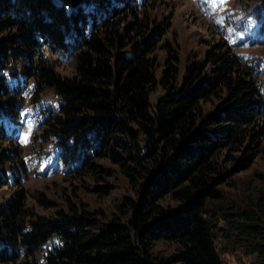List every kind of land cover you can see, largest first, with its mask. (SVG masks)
<instances>
[{"label":"trees","instance_id":"16d2710c","mask_svg":"<svg viewBox=\"0 0 264 264\" xmlns=\"http://www.w3.org/2000/svg\"><path fill=\"white\" fill-rule=\"evenodd\" d=\"M157 2L0 0V264H264V175L225 182L257 157L264 0H193L218 36L205 61L160 43ZM106 157L136 193L118 215L28 212V180L96 175Z\"/></svg>","mask_w":264,"mask_h":264},{"label":"rangeland","instance_id":"374dc122","mask_svg":"<svg viewBox=\"0 0 264 264\" xmlns=\"http://www.w3.org/2000/svg\"><path fill=\"white\" fill-rule=\"evenodd\" d=\"M214 3L220 8L225 9L226 0H214ZM156 5V15L158 23H162L160 43L174 45L181 48L183 57L188 53L191 58L199 61H205L206 54L210 47L215 45L218 36L211 29L207 21L199 15L194 7L193 0H159ZM171 42H173L171 44ZM247 49V47L245 48ZM48 52H45L47 54ZM163 54V53H162ZM67 66V64H64ZM66 72V71H63ZM162 92L155 91L151 97L153 100ZM56 96L52 92H46L38 101L39 107L51 106L56 103ZM34 114H26L25 134L27 139L25 145L30 143L28 139L34 126ZM255 131L261 135L257 137V148L249 158L257 154V157L245 165H233L231 174L225 182L232 180V183H243L247 180H253V177L264 175V123ZM39 130L38 134L42 131ZM31 139V138H30ZM47 145V146H46ZM45 147H50L46 144ZM256 145V144H255ZM42 148L38 143L37 147ZM254 146V145H253ZM10 148L2 144L0 151ZM252 152V151H251ZM250 154V153H249ZM248 154V156H249ZM253 155V156H252ZM238 156V155H236ZM98 171L96 175L89 177L73 178L72 176L53 177L49 179H30L21 189L26 195V206L29 213L38 217L56 218L58 210L68 211L69 205L76 208H84L94 216H101V219L112 214H117L116 208L123 197H136L135 189H131L119 167L115 165L111 158L106 157L95 161ZM19 191L18 189H16ZM12 193V192H10ZM4 194L3 198L7 199L11 194ZM102 214V215H101ZM97 218V217H96ZM159 254L169 252L166 244L160 243L157 248ZM222 259L225 264H254L253 260L243 255L241 250L222 251Z\"/></svg>","mask_w":264,"mask_h":264}]
</instances>
